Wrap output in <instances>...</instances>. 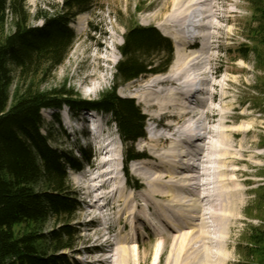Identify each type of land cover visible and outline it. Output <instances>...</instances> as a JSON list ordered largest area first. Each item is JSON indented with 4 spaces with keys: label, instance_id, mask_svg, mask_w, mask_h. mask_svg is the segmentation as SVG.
<instances>
[{
    "label": "rangeland",
    "instance_id": "1",
    "mask_svg": "<svg viewBox=\"0 0 264 264\" xmlns=\"http://www.w3.org/2000/svg\"><path fill=\"white\" fill-rule=\"evenodd\" d=\"M215 3L218 14L225 18L220 24L221 29L213 31L212 48L199 53L197 44L194 49L184 51L179 60H175L174 55L167 70L173 68L175 71L187 58L186 77L192 80L196 77V82L201 81L204 85L201 102L192 106L196 113L192 118L185 116L179 123L190 126L193 134L195 131L196 134L205 133L200 144L198 167L194 166L198 164V158L188 151L182 158L188 162L185 165L176 163L177 154L174 158L170 156V141L165 138L170 132L162 126L168 121H160L162 113L179 112L184 107V100L178 93L184 95L190 91L192 83H184L177 90L165 85L156 87L157 93L151 97L161 105L155 108H147L146 102L140 99L144 95L138 85L163 74L118 83V96L133 99L145 116V138L137 140L134 148L147 160L128 164L131 177L142 186L139 190H134L125 181V149L109 116L93 113L91 127L85 121L90 118L89 114L71 115L65 107L59 112V127L53 120V111L41 112L45 122L42 133L52 148L73 153L80 159L77 150L81 148L87 151L89 158V163L84 164L80 172L68 171L69 187L77 194L80 204L72 222L78 231L75 253H65L71 262L242 264L246 261L243 258L244 243L249 228L262 227L264 221V88L260 89L262 94L254 93L264 73L254 65L253 56L249 61H243L238 51L243 44H250L245 38L251 21L248 1L229 0L225 4L223 0H215ZM62 4L63 0H26L29 26H42L44 16L63 11ZM174 6V0H93L86 12L70 21L69 27L76 40L63 63L45 78L40 89L52 91L65 86L84 100H97L115 84V66L121 59L118 48L123 43L126 29L137 23L160 32V28H168L166 19ZM206 8L197 5L193 10L201 15ZM230 11L234 13L227 18ZM199 21L204 23L201 16ZM78 26L83 29L82 34L77 33ZM10 27L8 18L7 31ZM179 28L177 26L174 31ZM205 31L200 27L195 35L200 37ZM166 38L174 47L172 39ZM195 40L200 42L198 38ZM96 42H101L100 48ZM102 56L109 62H104ZM11 73L15 77L14 70ZM102 76L106 81L102 87L100 83L99 91L94 93V86ZM97 126L103 129V137L111 143L103 152H108L106 155L99 154L103 145L97 144L95 136L88 132L89 127ZM237 126L242 130L236 131ZM81 128H85L82 134L79 133ZM159 135L161 139L150 140ZM176 139V151H181L179 145L185 147V144L179 142L178 137ZM103 161L107 162L102 165ZM146 163L149 165L144 169L134 174L130 172V168ZM177 165L194 167L201 181H196L195 174L187 169L179 170V175L170 178L166 170H174ZM147 171H154L153 175L146 174ZM150 192H155V197L148 196ZM180 223L183 224L180 228H169ZM256 259L250 261L256 262Z\"/></svg>",
    "mask_w": 264,
    "mask_h": 264
},
{
    "label": "trees",
    "instance_id": "2",
    "mask_svg": "<svg viewBox=\"0 0 264 264\" xmlns=\"http://www.w3.org/2000/svg\"><path fill=\"white\" fill-rule=\"evenodd\" d=\"M92 1L63 0V11L46 15L42 26L31 27L26 0H0V264H77L65 254L75 253L78 231L72 222L80 210L68 171H81L89 158L81 148L80 159L50 146L42 133V110L53 111L59 127V112L65 107L71 115L93 110L109 116L125 149V181L134 190L142 187L131 177L128 164L147 158L134 148L137 140L145 138V116L133 99L119 97L117 88L118 83L167 72L174 58L169 39L154 27L136 23L127 28L118 48L121 59L115 66V84L97 100H84L65 86L40 89L76 40L70 21L86 12ZM247 1L251 21L245 38L250 44L238 51L243 61L253 56L254 65L264 73V0ZM263 80L259 78L254 93H263ZM261 223L262 227L249 228L242 264H264ZM255 257L256 262L250 261Z\"/></svg>",
    "mask_w": 264,
    "mask_h": 264
},
{
    "label": "bare ground",
    "instance_id": "3",
    "mask_svg": "<svg viewBox=\"0 0 264 264\" xmlns=\"http://www.w3.org/2000/svg\"><path fill=\"white\" fill-rule=\"evenodd\" d=\"M223 1H224L225 4L229 2V0H223ZM174 3H175V6H174V8L172 9L171 13L168 15V17L166 19V25H168V28H165V29H162V28L159 29L158 28V29L160 30V32L164 36L169 37L170 39H172V42H174L175 60L176 59L179 60L181 58L182 53L184 51L186 52L188 50L194 49L193 47H196L197 44H198V49H199L198 52L199 53H202V52H204V51H206L208 49H211L213 44H212V42L210 40H211V38H213V31L221 29L220 24L223 21V19L225 18V17H223V16L218 14V12H217L218 9H217V5L215 3V0H174ZM197 5L207 6V8L205 10L201 11V15H200V12H199V15H198V18L200 19V16H201V21H204V23H199L200 21L198 19L197 26L195 27V29L193 30V33L191 35L192 42L188 45V47H186L187 46V44H186V40L187 39L182 34V26L184 24V21L191 14H193V12L195 11V10H193V8H195V6H197ZM233 13H234V11H230L229 14L226 15V17L229 18L231 15H233ZM177 26L180 27V28H179V31L175 32L174 28H176ZM200 27H203L206 31H205V33L202 36L198 37V36L195 35V33ZM76 31H77L78 34H82L83 33V29L81 27H79V26L77 27ZM194 38L200 39V42L196 41V40L194 41ZM90 39L93 40L92 37ZM95 44H96L97 47H99V48L101 47V42H96ZM101 58H102V60L104 62H107V63L109 62L107 57L102 56ZM186 59L187 58H185V61L183 59L182 62L179 63L180 65L177 66L175 71H172L173 68H171L167 73L163 74L162 76L160 75V76L154 77V78L148 80L147 82H145L144 84L138 85V88L140 89V91H142V94L144 95V97H140V99H142L143 102H146L147 108H149V107H154L155 108L157 105L158 106L161 105L160 103H158L156 101V99L151 97L152 94L157 93V91L154 90L156 87H159L161 85H163V86L165 85V86H169L172 89H176L177 90V89H180L181 86L184 85V83H188V84L192 83L190 91H187L184 95H182L181 93H178V95L180 97H182V99L184 100L183 101L184 107H182L179 110V112L177 111L178 113L177 112H172L171 114L170 113H162L161 114V118H160V121L162 119H165V120L167 119V121H168L167 123L165 122V124L162 125V126H164V129L167 132H170V134H168V136L165 137L166 140L168 139L167 141H170V145L171 146H170V148L168 147V150L171 149L170 150V153H171L170 156L172 158H174V157H177V155H178L176 163L182 162L183 165L188 163L186 161H183V159H182L183 156H184L183 154L187 153V151L189 152V154L192 157L198 158V156L200 155L199 154L200 146H201L200 144H201V142H203V140L205 138V136H204L205 133L204 132H201L200 134H196L195 133L196 131H195L194 134H193V130H192V128L190 126H186V124H184L182 126L179 125L181 119L184 118L185 116L189 115L188 118H192L193 114L196 113V111L192 110L193 109L192 106L196 105V104H199L201 102L202 95L205 94V91L203 89L202 92L198 95V99H199L198 101L199 102H196L195 104L190 105L191 108L186 106V103H185L186 102V97L185 96L189 95L190 93H192V87L196 83V79H197L196 77H193V79L194 78L195 79L192 80L191 77H186L187 71H188V65H189V61L187 63ZM174 64H175V62H174ZM105 81H106V77L102 76L99 79V83L94 86V93L99 91L100 87H102L104 85ZM182 81H183V83H182ZM100 83H101V86L99 87ZM204 116H205V114L202 117H204ZM92 117L93 116L91 115L90 118H92ZM92 122L94 123V121H92ZM86 123H88V122H86ZM89 124L90 123H88V125ZM187 125H191V123L187 122ZM91 127H93V126L91 125ZM90 129L91 128L89 127L88 128V132H90V134L93 133L92 131H96V135L94 137V140H96L97 144L103 145L102 147L99 148V154L100 153H101V155L105 154V153H103V152H106L104 150L109 148L111 143L107 142L106 138L103 137V134H102L103 133V129L101 127H98V126L95 127L94 129H92V131ZM235 130L236 131L242 130V128L237 126L235 128ZM193 135H197V139L194 142L195 145H193L192 148H189V144L192 143V136ZM176 137H178L180 139L179 142H182V143L185 144V147L183 145H179L182 148L181 151H176L177 147L175 145L178 143ZM159 139H161L160 135L157 136L156 138L155 137L154 138L153 137L150 138V140H154V141H157ZM166 140L164 139V141H166ZM194 153H197V155H194ZM152 156L156 157L153 154H152ZM163 157L165 159L167 158L164 154H163ZM185 158H187V157L185 156ZM145 160H147V158ZM107 161H103V162H101V164L103 165V163L107 162ZM144 162H146V161H144ZM196 162H198V164L194 165L195 168L198 167L199 162H201V159L198 158V160H196ZM148 165L149 164L146 163V164H144V165H142L140 167H137V168L136 167H132V168H130V172L132 174H134L135 172L139 171L140 169H144ZM154 166H153V168H154ZM153 168L151 167L150 169L153 170ZM150 169H148V170H150ZM186 169L188 170V172L195 174V177H196L195 180L196 181L197 180L201 181L200 180V175L198 174L197 169H194V167L188 168V167H185V166H182V165H177L176 169H174V170H170L169 169V170H166V171H167V174H169L171 176L170 178H174L175 176L180 174L179 170H183L184 171ZM146 170H147V168H146ZM163 171H165V170H163ZM149 172L150 171H147L146 174H148ZM153 172L149 173V174H151L150 176L153 175ZM181 181H184V180H181ZM201 186H203V185H201ZM147 195L152 198L154 195H156V193L155 192H150L149 194L147 193ZM196 196L201 198L200 195H198V194ZM91 206H93V205L91 204ZM136 220L139 221L138 218H136ZM186 224L191 225L190 222H187ZM144 225H147V224L144 223ZM182 226H183V224L180 223L178 225H170L169 228L171 230H173V229L180 228ZM125 240L127 241L128 239L126 238ZM125 253H126V251L123 252V255Z\"/></svg>",
    "mask_w": 264,
    "mask_h": 264
}]
</instances>
